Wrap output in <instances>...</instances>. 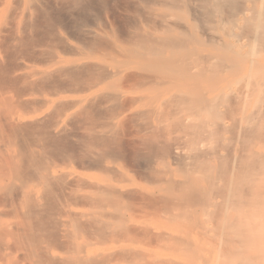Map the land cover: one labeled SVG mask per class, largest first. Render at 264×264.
Masks as SVG:
<instances>
[{"label": "bare ground", "instance_id": "1", "mask_svg": "<svg viewBox=\"0 0 264 264\" xmlns=\"http://www.w3.org/2000/svg\"><path fill=\"white\" fill-rule=\"evenodd\" d=\"M58 1H63L68 9H59L56 4ZM262 1L264 0H261V4ZM20 2L22 23L18 33L20 34L24 24L27 25L28 32L24 37L16 35L14 37H17L14 39L16 43L12 44V51L4 56L9 60L10 53L14 52L13 49L18 43L20 46L17 44L16 48L19 49L14 52L17 56L15 54L11 56L12 59L14 56L15 59L19 57L18 60L14 59L16 62H6L3 57L0 59V89L3 88L5 91L8 89L6 86L11 85V82L14 85L19 82L17 77L23 72L16 73L18 75H15V72L24 69L22 59L19 61L23 56L20 57L19 54L21 55V52L28 47L27 53L29 50V54L32 51L29 57L34 59L33 61L30 58L28 61L32 59V62L43 64L44 67L40 71L36 64L31 62L39 69L35 71L37 73L33 69L32 72L35 73L33 74L32 69L29 71L33 66L30 65V68L28 66L29 69L25 66L31 73L30 76L34 77L31 79L29 77V82H25L23 78V82L26 85L30 83L25 88H28V92L32 91V95H38L39 99L36 97L33 103L30 102L31 112L34 113H31L30 109L27 113L25 108L28 107V102L20 97L17 98V95L26 91L19 90L24 84L21 75L20 85H16L18 89L13 93L18 94L16 96L12 94L11 99L8 96L11 105L15 106L14 109L21 111L20 107L24 105L23 111L31 116L40 112L39 107L42 110L44 105L51 103L50 101L58 95L85 94V97H77L66 103L69 107H73L76 115L84 113L83 116L91 121L89 132L80 141L90 149L88 163L95 168L94 171L101 174L102 181H89L91 193L86 198L100 210H120L121 214H125L138 207L153 218L151 223L171 221L174 225L185 227L188 224L189 230L191 227L189 222L199 223L196 219L200 216L201 218L208 216L210 219L206 217V221L212 219L217 221L215 228L214 224L212 225L214 231L212 228L208 230L213 232V235L217 233V238L223 243L222 246L226 245L224 247L226 255H232L230 259L218 254L217 260H220L221 256L223 264H226L225 261H228V264H264V196L259 193V190L264 192V181L260 180L263 182L258 183V180L256 185L251 181L255 180L251 176L256 174L251 170L256 167L264 175V163L261 165L257 161L254 162L255 159L264 162V155L262 154L263 159H261L256 152H251L249 145H255V142L248 141L250 144L245 142L248 140L245 137V129L248 124H252L253 119H249L252 121L246 123L247 127H245L244 83L221 82L229 78L225 76L230 67L221 63L223 60H218L224 64H220L219 67L212 52L201 55L194 47L197 44L205 46L201 38H205L209 45L219 46L222 49L228 47L224 38L215 35V30L222 25L226 27L225 24H230L232 29L228 36H235L236 24L238 25L241 20H246L245 22L250 20L245 18L247 12L245 0H123L116 6L100 4L95 0H51L50 3H45L43 0H20ZM262 9V11L261 8L259 9L258 17L253 14L257 20L255 33L258 40L259 36H264V8ZM184 12H187L196 23L195 28H198V31L195 34L192 32L193 22L180 20L179 16ZM66 16L73 19V23L68 25L66 21L64 22ZM43 17L48 22L46 25L41 24ZM71 29H76L77 34L74 35L75 30ZM224 32L227 34V31ZM240 33L244 34L243 31ZM255 33L249 36H255ZM237 37L238 35L234 42L238 43L240 39L238 40ZM73 38L78 44L71 41ZM245 38L246 41L248 37ZM258 40L252 42L257 43ZM21 46L26 47L23 49ZM256 46L252 47L256 48ZM252 50L251 55L254 52ZM67 56L74 59L65 58ZM236 64L240 63L236 62ZM237 68H235L236 73L239 70ZM207 73H211L214 79L220 82H192L203 78ZM9 87L13 89L14 86ZM2 91L0 92L3 93ZM8 92L9 90L4 92L6 95L0 102L5 100L6 103L9 102L6 97L12 91L9 94ZM232 96L233 101L229 100ZM14 97L20 98L18 104L21 102L23 105L20 107L13 105ZM4 102L2 105H5ZM29 106L31 107L30 104ZM7 107L3 109L7 111ZM55 108L58 110L59 106L52 107ZM3 109L0 110L5 112ZM24 112L21 113L25 116L8 118V111L7 118L6 115L0 117V141L4 144L2 147L3 144L0 143L1 150L7 153L4 147L6 151L9 149L8 161L15 159L16 162L15 160L10 162L14 165L17 163L15 169L10 168H14L11 163H8L9 167L5 166L11 171L4 167V170H9L8 174L12 173V176L4 174L11 178L5 176L7 181L4 179L5 182L0 183V191L10 200L14 208L16 203L21 205L25 224L34 222L29 223L28 228L24 224L23 229L26 232L23 235L35 244L38 239L36 224L42 226L44 223L40 217V209L50 206L51 201H59L61 195L66 192L67 186L60 184V181H63V177L65 178L69 172H61L55 164V158L59 156L67 163H71L66 157L68 149L66 145L70 142L67 140L68 135L63 134L61 130L53 129L54 122L53 120L50 122V118L29 119ZM254 121L257 123L256 120ZM129 124H134L139 131L124 135ZM93 148L96 152L92 151ZM116 149L120 151L117 153ZM1 152L0 155L4 158V153ZM247 153L249 156L256 153L254 156L257 158L253 155L251 157L254 160L248 158ZM229 156H233V160L232 158L230 160L232 163L228 162ZM157 159L159 161H156ZM248 159H250L249 163ZM2 161H7V158L0 162ZM251 161L253 162L250 163ZM143 163L148 166L146 172H142ZM173 165L179 167L178 175L172 171ZM245 168L247 173L251 168L248 175L245 174ZM5 171L4 173H7ZM255 176L258 178L257 174ZM137 179L148 180L152 185L155 184L158 190L137 189L125 193V189L120 188L125 181ZM247 187L248 191L253 189L252 193L250 191V194L245 193ZM104 219L103 215L97 218L99 222H104ZM118 220L119 225L126 226L128 231L133 233L127 225L126 216ZM203 221L205 222L204 219ZM145 227L141 228V231L148 241L147 244L153 240H168V234L154 233L153 230ZM206 228L207 226L204 229ZM197 234L202 239L205 237L200 231ZM174 237L171 236L169 239L171 238L172 242L173 239L177 240L183 247L185 243L187 249L195 245H192L191 239L187 242L188 239H181L183 236ZM175 241L173 244L177 243ZM234 244H239L240 248L235 247V250H231ZM209 245L213 246L211 243ZM221 248L220 246L218 251L221 252ZM187 249H183L184 253ZM193 250L195 251L194 248ZM138 253L139 257L130 264H150L151 261L148 262L146 259L152 255ZM32 255L35 259L34 264H42L44 256L36 247ZM188 255L192 254L187 253L185 256ZM195 255V253L192 255V259L197 258L198 261ZM36 258L38 263H35ZM75 261L77 264L88 263L84 256L76 258ZM162 261L165 263L166 260ZM173 262L175 263L174 260ZM188 262L194 264L190 260ZM202 262H209V259L204 258Z\"/></svg>", "mask_w": 264, "mask_h": 264}, {"label": "rangeland", "instance_id": "2", "mask_svg": "<svg viewBox=\"0 0 264 264\" xmlns=\"http://www.w3.org/2000/svg\"><path fill=\"white\" fill-rule=\"evenodd\" d=\"M43 1L45 3L51 2V0H43ZM95 1L97 3L99 2L100 4L107 3L110 6H116L119 4V2H122L123 0H95ZM247 1L248 0H245V7H246L245 10H247V12L245 14V18L250 19V20H247V22H245L246 20L245 21L241 20L238 22V25L236 24V26L234 28L235 36H233V37L228 36L230 30L232 29V26L230 24H225L226 27L222 25L223 27L220 26L215 30V35L217 34L218 38H224L225 42L228 43V47L222 49L219 46L209 45L206 43L207 40L205 38H201L202 43L205 46H203L202 44H197V45H194V47L198 50L199 54H201V55L210 54V52H212V54L214 56H216V61H215L216 65L219 64L218 66L220 67V64L224 63L227 66H229L232 71H234V72H232L229 69L227 74L225 73L226 74L225 77H229V78L227 80L224 79L221 82H238V81L241 82L242 81L244 83L243 85L245 87V127H247V124L250 121H252V120L249 121V119H251V118L253 119L251 125L254 124L253 125L254 127L251 126L250 124H248L249 125L248 127L250 128V126H251V128L249 129L247 127V129H245V132H246L245 137L248 139V140H245V142L246 141L247 142L253 141L252 143L255 142V145L254 144L251 145L248 142L251 145V146L249 145V149L251 150V152L252 151L256 152L257 156L259 158L261 156V159H263V155H264V138H263L264 137V118H263L264 117V94H263L264 93V91H263L264 90V52L263 51H264V48H262V46L264 47V44H263L264 43L263 42L264 36H262V37L259 36V38L261 40L256 39L257 36L255 33L256 32L255 28H256L257 20L254 17L255 16L258 17V13H259L258 11H260L259 10L260 8H261V11L263 10L262 8H264V6H263L264 2L262 1V4H261V0H254V1L251 0L253 3L251 1H248V2ZM56 4H57V7L59 9H64V8H65V10L68 9V7L64 4L63 1H58ZM252 5H254V6L252 7ZM260 6H263V7H260ZM253 14H255V16ZM252 15H253V18L255 19V22H254L253 18H251ZM179 18L182 22H191V23L193 22L192 18L189 15H187V12L180 14ZM21 19H22V17H21V2H20V0H0V59H1V57H3L2 59H4L5 58L4 56L7 55L10 51H12L11 50V48L13 46L12 44L16 43L14 41V39L17 38V37L14 38L16 35H18V37L19 36L24 37V35L28 32L27 31V25L24 24L22 26V30L20 32L21 35L18 33L19 32L18 28H19L20 24L22 23ZM42 19H44V20L41 21V24L46 25L48 23L47 20H45L44 17ZM65 21L67 22L68 25H70L71 22L73 23V19H70L68 16L64 17V22ZM193 23L194 24H193L192 32H194V34H195L196 31H198V28H195L196 23L195 22H193ZM251 24H254V25L252 26ZM242 26H243V29L245 27L244 30L242 29ZM251 26L254 28L253 29L254 32H253ZM239 27L242 30L239 29ZM223 28H225V29L223 30ZM250 29L252 31L251 33H250ZM71 30H75L74 35L77 34L76 29H71ZM217 31H218V33H217ZM224 31H227L226 32L227 34H225ZM240 31H243L245 35L241 34L242 32L240 33ZM254 33H255V36H252V37L249 36V34L253 35ZM236 35H238L237 39L238 40L240 39L241 43L238 41L239 44L237 42H234V41H236V39H235ZM241 35H242V37H241ZM239 37H241V38H239ZM245 37H248L246 41H245V39H246ZM252 40H255V41L258 40V42L254 43L255 41L252 42ZM12 41H14V42H12ZM71 41H73L74 44H78L77 43L78 41H76V39H74V38L71 39ZM247 41H248V43H247ZM260 42H261V44H260ZM17 44L15 46V49H13L14 52H15V50L19 49V48H16L19 45V44L18 45ZM255 44H258L257 45L258 47ZM240 45H241V47L239 48ZM242 46L244 48H242ZM252 46H256V48H253ZM22 48L20 49V51H22L24 49V48L23 49ZM227 48H229L230 50H228ZM252 48L254 50H252ZM26 49L28 51V47ZM26 49H24L21 52V55L18 53L20 57L23 56L22 58L19 59V61L22 59L21 62H23V64H24V66H23L24 69L22 68L23 70L19 69L20 71L17 70L18 72H15V75H18L16 73L23 72L21 74V75H23L22 82H23V78H25L24 79L25 82L26 81L29 82L28 78L30 77V79H31L34 77L33 75L30 76V74L33 73L32 72L33 69H35L34 72L37 70L39 71V69L41 71V69L44 67L43 64L40 65L38 62H37V64H36V62H32L33 57H29V55L32 53V51L29 54L30 50L27 53ZM251 50L254 51V52H252L253 53L252 55H251ZM14 52L13 53L11 52L12 54L10 53V55L12 56L15 54V56H17L16 53H14ZM26 53L28 56L25 55ZM11 56L10 57H9V55L7 56V57H9V60L5 58L6 62L7 61L16 62V61H14V59L16 57L14 56L15 58L13 57V59H12ZM26 57L27 58L29 57V59H26ZM223 57H224L225 61H224V59H222ZM10 58L12 60H10ZM18 58L19 57H17V59H15V60H18ZM30 58H32V59L29 62L28 60H30ZM65 58L74 59L71 56H67ZM218 60L219 61L223 60V61H221V63H220ZM33 61H34V59H33ZM21 62L19 63L20 65L22 64ZM31 62L34 65L36 64V66L39 69L35 68V66H33V64ZM236 62L240 63V64L237 65ZM242 62H243V64H242ZM224 64H221V65H224ZM30 65H32L33 67L30 68L31 67ZM25 66L27 68L29 66V68H30V69L28 68L29 71L32 69L31 73L28 72V69H26ZM250 66H251V68H250ZM47 67H45V68H47ZM236 67H238L237 70L239 69L241 71V73L239 70H238L239 72L238 71H237V73L235 72ZM25 69L29 73V76L27 75L28 73L25 74L26 73V71H24ZM249 71H250V73H249ZM35 73H37V72H35ZM35 73H33V74H35ZM239 73H240V75H238ZM253 73H256L257 75L256 74L253 75ZM12 74H14V72ZM26 75H27V78H26ZM232 75H234V76H232ZM13 76L14 75H12V78H14ZM20 76L18 75V77H20ZM18 77H17V79L19 80V82L15 83L16 85L17 84L20 85L19 83H20L21 77L20 78H18ZM35 78H36V76H35ZM35 78L33 80L36 82ZM252 78H254L253 81H252ZM36 79H38V78H36ZM34 81H33V83H34ZM213 81L214 82H220L219 80L214 79V77L211 75V73H207V75L204 76L203 78H201L197 81L196 80L192 81V82H213ZM11 83H12L11 85L6 86V88L8 87L7 90H9L8 94L12 91V93L7 95V97H6L8 101H9V99H11V97L13 98L12 94L14 92H16V90L18 89V88H16L17 86L14 85L13 82H11ZM22 84H21V86H22ZM28 85H30V83H28L27 85L24 83L22 87H19V90H21V92H23L24 90H26L27 92L25 91L23 94L20 93L19 95H17L18 93L13 94L14 96L17 95V98L20 97V98H22V100L24 99L26 102H28L31 105V107H30L29 104L27 103L28 107H26L27 105L25 106L26 108L24 107L25 110H27L26 111L27 113H29V111L31 112L32 103L34 102L33 101L34 98L38 97V99H39L38 95L35 94V96H34V95H32L33 93L31 94L32 91L28 92V90H27L28 88H25V86H28ZM9 86H14L13 87L14 91H13L12 87H9ZM1 87H4V86H1ZM250 88L253 90H250ZM246 89H247V91H246ZM2 90H3V88L0 89V91H2ZM7 90H5V91L3 90L2 91L3 93L0 92L1 93V95H0L1 99L0 100L4 99V95H6L5 93L7 92ZM252 91H254V92H252ZM84 95L85 94H82V95L81 94L80 95L62 94L61 96L58 95L57 98H54L50 101L51 103L46 104L47 107L44 105L42 110H40L41 108L39 107L38 111H40V112H37V114H31V116H29V114H27L26 112L23 111L24 110L23 109V106H24L23 103L20 102V104H18L19 101L21 100L20 98L17 99L16 97H14L15 100L13 99L14 100L13 105H15V104L19 105V107L21 105H23L20 107V108H22V110L20 108H17V109H20L21 111H17L16 109H14L15 106L13 107L11 105L12 104L11 100L9 102L7 101L10 105H8V103H6V100H5V102L3 101L6 106L2 105L3 102H0V109L6 108L8 106L7 111L4 109L3 110L5 112L0 110V117H3L4 115H6V118L8 117V115H9L8 118H11L12 116L17 117L18 115L22 116L23 114L21 112H24V114H27L28 115L27 118L29 117V119L31 117H41V118L48 117V118H50V122H51V120H53V122H54L53 129L54 130H61V132L63 134L68 135V137H70V139L67 137V140H69V142L71 143V144L70 143L67 144L68 142L66 141V144H67L66 148H68L66 157H68L71 160V163H67V161H65L64 158H61L59 156H56V158H55V161H56L55 164L58 165V168H60L61 172H64V171L69 172V174L65 176L66 180L63 177V181H60V184H64L65 187L67 186L66 192L63 195H61V199L59 201H54V202L51 201L50 206L48 205V206L40 209V217H41V219L44 220V223L42 224V226L35 223L36 224L35 231L38 235V239H37L35 244H33L29 239H27L24 236L26 230L23 229V227L25 225H26V228H28L29 223L33 224L34 222H27V224H25V220H24L23 215H22V209L20 207L21 205L16 203V208H14V206H12L10 200L3 195L2 191H0V214L2 215V217H0V264H34L35 259H34V256L32 255L34 247H36L39 250V252L42 254V256H44V258L42 260V264H77L75 261L76 258L83 257V256L88 260L87 264H130L133 262V260H136L139 257L137 255L138 252L139 253L143 252L145 254L149 253L148 254L149 256L152 255L148 258L146 257L147 258L146 260H148V262L149 261L152 262V260H153L155 262V264H173L174 263L173 260L175 261L174 264H178V262H181L180 264H182V263L183 264H189V262H188L189 260H190V262H192L194 264H200V262H201V264L202 263L204 264L205 262H202V260L204 258H206V260L209 259V262H206L205 264H208V263L209 264H216V261H218V264L219 263L223 264L224 261L221 259V256H224V257L226 256V257L230 258L232 255L231 254H227L228 256L226 255L225 248H224L226 245L222 246L223 243L220 242L216 236L217 233L215 232V235H213V232L208 230V228H210V229L212 228V231H214L212 225L214 224V228H215L216 227L215 225L217 224V221L215 219L214 220L212 219L210 221H206V217L208 218V220L210 219L208 216H206L205 218H203V217L201 218V216H200V218L196 219L199 221V223L201 222L202 224L201 223L199 224L197 221L189 222V226H191V227H189L190 228V230H189V229H187L188 224L185 227L184 225H174V223L171 221H164V222H160V223H151V221H153V218H151L149 215H147L143 210H141L138 207L131 209L129 212H127L125 214H121L120 210H108V209L106 211L100 210V209L96 208V206L94 204H92L90 202V200H88L86 198L88 196V194L91 193V187H90L91 185H89V181H91V182L92 181H102L101 174L99 172L94 171L93 169H95V168L90 166L91 164L88 163L87 158H88V154L90 153V149L88 147L84 146L82 144V142L80 141L81 138L83 136L87 135V133L89 132V129L91 128V121L88 120L87 117L83 116L84 113L76 115L74 113L75 110L72 109L73 107H69L66 103L68 100H72V99H75L77 97L78 98L85 97ZM246 97H250V98L246 99ZM232 98H233V96L230 97L229 100H231ZM15 101H17V102L15 103ZM31 101H32V103H30ZM232 101H233V99H232ZM57 105L59 106L58 110H57V108H55L56 110L52 109V107H55V106L58 107ZM12 109H14V110H12ZM28 109H30V110L28 111ZM33 110L34 109H32V111ZM251 110H253L254 112H251ZM8 111H9V114L7 115L6 112H8ZM15 111L20 112V113H16ZM31 113H34V112H31ZM250 113H252V114H250ZM251 115H252V117H251ZM23 116H25V115H23ZM257 116L260 118L262 117V118L260 119ZM233 117H234V115H233ZM254 120H256L257 123ZM260 121H261V123H260ZM258 122L260 123V125ZM255 123H256V125H255ZM258 126L260 127V129ZM255 127H257V128L255 129ZM248 129L250 131H248ZM253 130H255V132ZM256 130H257V133H256ZM137 131H139V130L136 128V126L134 124H129L127 127V130H126V133L124 135L135 134ZM262 134H263V136H262ZM78 137H79V141L81 143H79ZM72 142H74V143H72ZM247 142H246V144H247ZM0 143L3 144L1 141H0ZM258 143H260L261 145ZM68 145H69V147H68ZM3 146H4V144L2 145V147ZM2 147L0 146V152L2 151L4 153L3 149L1 150ZM4 148H5L4 149L5 152H7V153L10 152L9 149L6 151V147H4ZM69 149H70V151H68ZM92 151L96 152V150H94V148L92 149ZM119 151H120V149H116L117 153ZM2 152H1V154H2ZM7 153L3 154V157L5 159L2 158L0 155L1 160L2 159L6 160V158H7V161H5L7 164L4 161L0 162V181H1L0 183H2V181H4V179H5V181H7L6 177L11 178L12 173L8 174V171L9 170L11 171V169H15V166L17 165V163H15V165H14L13 163L10 162V161H14L15 159L11 160L9 158L10 161H8ZM247 154L249 156V153H247ZM255 154L252 153L251 155L254 156ZM4 155H6V156H4ZM251 155L249 157L248 156L247 157L252 158ZM257 156H254V157L257 158ZM229 158L230 159H228V162L232 163V162H230V160H231V158L233 160V156H229ZM252 159L254 160V158H252ZM249 160L250 159L247 160L248 163H249ZM156 161H159V160L157 159ZM256 161H257V163H260L261 165H263L262 163H264L261 161L258 162V160L255 159L254 162L256 163ZM15 162H16V160H15ZM245 162H246V160H245ZM252 162L253 161H251L250 163H252ZM8 163L13 164L14 168H12V167H10L11 169L8 168L10 166V165L8 166ZM252 165H254V164H252ZM5 166H8V167H5ZM4 167L9 169V170L5 169L7 171V173H4V171H5ZM141 169H142V172H146V170L148 169L147 164L143 163L141 166ZM162 169H163V167H162ZM178 169H179L178 166H176V165L172 166V171L175 172L176 175L179 174L177 171ZM249 169H251V168H249ZM249 169H248V173H249ZM257 169L258 168L256 167L255 169L251 170V171H255L256 174L258 175V178L255 176L256 174L254 176H251V177H253V179L255 178V180H251V181L255 182V185L257 184L258 180H259L258 183L264 181V175H262L263 172L260 171V169L259 170H257ZM246 170H247V168H245V174L247 173ZM12 172H13V170H12ZM147 173H148V171H147ZM248 173L246 175H248ZM260 173H261V175H260ZM4 174H8L11 176L5 175L6 176L5 177ZM246 175H245V178H247ZM248 178H250V176H248ZM8 180H10V179H8ZM260 180H263V181H260ZM84 181H86V182H84ZM263 184H264V182H263ZM263 184H261V186ZM259 186H260V184H259ZM120 188L125 189V193L130 192V191H135L137 189L143 190V191H151V190L157 191L158 190V187L155 184L152 185V183H150L148 180H142L141 181L139 179L129 180L128 182L125 181L124 183H122L120 185ZM254 188L256 189V186H254ZM245 189H246V186H245ZM251 190H253V189H251ZM251 190H249V191L252 193ZM246 191H248V187H247V190H245V193L250 194L249 191H248V193ZM259 193H261V195L264 196L263 191L260 192V190H259ZM102 215L105 216L104 222H99L97 220V218L99 216H102ZM122 216H126V218L128 219L127 225L129 228H131L133 230V233H130L126 226L124 227L123 225H119L118 219H120ZM203 219L205 220V222L203 221ZM263 221H264V219H263ZM144 226H146L145 228L153 230L154 233H163L164 232V234H166V235L168 234V236L169 237L172 236V238L174 236H175L174 238H178L181 235V236H183V238H181V236L179 238H181L182 240L188 239L187 242H190L189 239H191L192 245L193 244L197 245V246L194 245L195 247L193 246L195 251L193 250V248H190V247H189V249H187V247H185V243H183L185 248L183 246H180L181 245L180 242L178 243L177 240L175 241V239H173V242L175 241L177 243L173 244L172 239L170 238L171 239L170 240L169 237H168V240L166 239V241H164L165 239L161 240L163 242L153 240L151 243L147 244L148 241L144 238L142 231H141V228H144ZM206 226H207V228L204 229ZM202 227H203V230H202ZM184 231H185V233H184L185 236L183 234ZM199 231L204 233L205 237L203 239L198 236L197 232H199ZM23 233H24V235H23ZM205 233L208 235H206ZM209 235H211V236H209ZM186 236L189 238H187ZM213 238L216 239L215 243H214ZM209 239H213V240H209ZM212 241H213V243H212ZM217 242H218V244H216ZM219 242L221 243V245H219ZM210 243H211V245L213 244V246L210 247V245H209ZM218 245H219V247L220 246L222 247L221 252L218 251V250H220ZM236 245H238V246H236ZM182 247L184 250L187 249L185 251V253H184L183 249L181 250ZM235 247H237L239 249L240 245L234 244L233 246H231V250H235ZM201 248H202V250H201ZM197 249H200V250L198 251ZM179 250L181 252H179ZM188 250H190V251H188ZM209 252L211 254V257H210V254H208ZM218 252H220V253H218ZM187 253L188 254L190 253L192 255H194V253H195L198 257V261H197V258L192 259V257H193L192 255L185 256V255H187ZM218 254L221 255L220 260H217L219 258V257H217ZM199 258L202 260H199ZM228 258L226 260H228ZM156 259H158V260L156 261ZM162 260H166L165 263H163ZM37 261H38V259L36 258L35 263H38ZM168 261H171V263ZM196 261H197V263H196ZM151 262H149V263L150 264L154 263V262H152V263ZM225 263L228 264V261H225Z\"/></svg>", "mask_w": 264, "mask_h": 264}]
</instances>
